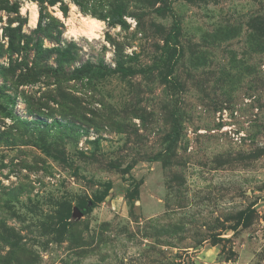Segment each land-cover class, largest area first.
<instances>
[{
    "label": "rangeland",
    "instance_id": "obj_1",
    "mask_svg": "<svg viewBox=\"0 0 264 264\" xmlns=\"http://www.w3.org/2000/svg\"><path fill=\"white\" fill-rule=\"evenodd\" d=\"M50 1L0 0V264H264V0Z\"/></svg>",
    "mask_w": 264,
    "mask_h": 264
},
{
    "label": "bare ground",
    "instance_id": "obj_2",
    "mask_svg": "<svg viewBox=\"0 0 264 264\" xmlns=\"http://www.w3.org/2000/svg\"><path fill=\"white\" fill-rule=\"evenodd\" d=\"M30 23L32 25L35 24L37 19V10L34 4L30 5ZM68 21L71 24L69 27L68 32L75 37L77 36H85L87 38L97 37L98 33L103 29V22L99 19L91 17L89 15L81 14L77 9L76 6L72 4L71 6V13L68 17ZM77 22L78 26H74L72 23Z\"/></svg>",
    "mask_w": 264,
    "mask_h": 264
},
{
    "label": "trees",
    "instance_id": "obj_3",
    "mask_svg": "<svg viewBox=\"0 0 264 264\" xmlns=\"http://www.w3.org/2000/svg\"><path fill=\"white\" fill-rule=\"evenodd\" d=\"M52 1V0H51ZM50 1V2H51ZM77 5L81 6V1L79 0H73ZM92 4H95V0H92ZM92 14H95L94 12H91ZM98 17L103 19H108L111 23H117V24H124V20L122 19V11L121 9L117 8L113 13L109 15L107 11L105 13L98 14ZM96 71L97 75H102L103 70L102 68H89V67H81L74 71L75 77H81V76H90L93 71Z\"/></svg>",
    "mask_w": 264,
    "mask_h": 264
},
{
    "label": "water",
    "instance_id": "obj_4",
    "mask_svg": "<svg viewBox=\"0 0 264 264\" xmlns=\"http://www.w3.org/2000/svg\"><path fill=\"white\" fill-rule=\"evenodd\" d=\"M75 214L80 215L81 213L75 210Z\"/></svg>",
    "mask_w": 264,
    "mask_h": 264
}]
</instances>
